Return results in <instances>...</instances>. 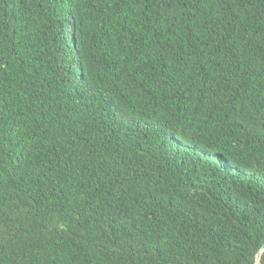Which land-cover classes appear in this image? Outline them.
Returning <instances> with one entry per match:
<instances>
[{"label": "trees", "instance_id": "trees-1", "mask_svg": "<svg viewBox=\"0 0 264 264\" xmlns=\"http://www.w3.org/2000/svg\"><path fill=\"white\" fill-rule=\"evenodd\" d=\"M263 246L264 0H0V264Z\"/></svg>", "mask_w": 264, "mask_h": 264}, {"label": "water", "instance_id": "water-1", "mask_svg": "<svg viewBox=\"0 0 264 264\" xmlns=\"http://www.w3.org/2000/svg\"><path fill=\"white\" fill-rule=\"evenodd\" d=\"M264 250V246L262 248V250L259 251L258 255H257V264H259V261H260V255H261V252Z\"/></svg>", "mask_w": 264, "mask_h": 264}, {"label": "rangeland", "instance_id": "rangeland-1", "mask_svg": "<svg viewBox=\"0 0 264 264\" xmlns=\"http://www.w3.org/2000/svg\"><path fill=\"white\" fill-rule=\"evenodd\" d=\"M213 159L217 162H219L218 158L216 156H213Z\"/></svg>", "mask_w": 264, "mask_h": 264}]
</instances>
